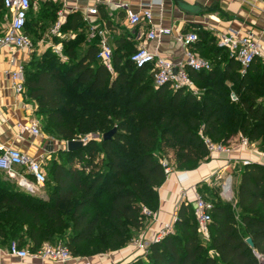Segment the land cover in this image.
Here are the masks:
<instances>
[{"label": "trees", "instance_id": "trees-1", "mask_svg": "<svg viewBox=\"0 0 264 264\" xmlns=\"http://www.w3.org/2000/svg\"><path fill=\"white\" fill-rule=\"evenodd\" d=\"M30 22L26 32L37 39V28L29 33ZM68 32L77 36L60 43L66 61L49 49L24 67L25 101L36 104L44 133L67 142L89 133H106L115 123L118 131L101 146L90 141L81 149L62 153L64 162L50 170L52 187L46 182L45 188L53 189L48 200L24 191L0 172V245L16 242L20 249L36 253L45 242L58 241L74 257L122 250L152 219L144 209L155 214L159 208L158 190L167 179L163 158L174 170L190 172L210 157L206 139L228 145L242 134L252 142L261 140L264 148V103L259 102L264 98L263 60L256 59L244 71L226 49L218 47L210 32H200L195 50L213 68L188 70L196 86L212 85L197 98L187 89L157 87L150 68L138 69L132 63L136 48L127 42L113 51L110 72L98 59L99 40L88 38L82 13L67 17L61 33ZM227 83L240 97L236 105L231 103L229 87H224ZM128 87L137 91L133 104L144 102L150 108L168 104L171 109H201L200 113L183 118L173 114L138 125L133 118L138 107L121 99ZM98 151L105 154V170L100 172L96 171ZM206 190L210 197L206 199L213 204L209 244L202 241L195 205L183 203L174 232L131 264H257L253 250L264 255V164L242 167L236 205L223 201L220 189ZM249 237L254 249L246 243Z\"/></svg>", "mask_w": 264, "mask_h": 264}, {"label": "crops", "instance_id": "crops-1", "mask_svg": "<svg viewBox=\"0 0 264 264\" xmlns=\"http://www.w3.org/2000/svg\"><path fill=\"white\" fill-rule=\"evenodd\" d=\"M108 0H32L33 8L28 20L34 25L48 27V34L52 36L59 13H64V20L75 12L87 13L88 9L98 8L99 14L91 21L105 25L110 33L109 42L113 51L120 43L146 47L153 53L167 58L175 63L183 60L184 49L177 42L176 36L180 33H197L207 31L215 38L219 32L236 31L242 36L252 34L264 48V4L250 0H116V3L125 4L134 12H142L149 5L153 13V25L172 30V35L161 38L158 42L148 41L145 34L151 30L152 25L143 23L132 28L129 26L126 9H117L114 4L107 5ZM200 5L197 12H188L182 5ZM107 14L103 18L102 10ZM101 10V11H100ZM34 20V21H33ZM39 20V21H37ZM110 22V25L107 24ZM64 22V23H65ZM10 25L9 12L0 1V37L8 30ZM61 33L62 38H67ZM72 34V32H71ZM75 35V33H74ZM76 36V35H75ZM196 49V48H195ZM198 52V51H197ZM29 55L22 51L12 52L7 48H0V141L25 155L39 159H49L54 153L51 141L36 138L27 133L22 134L20 126L29 125L36 117V104L27 103L24 96H17L13 89L10 73L16 71L21 65H26ZM25 67V66H24ZM45 136V135H44ZM43 136V137H44ZM238 139L230 143H238ZM231 155L214 153L196 170L182 172L175 170L166 182L159 188V208L155 217L146 222L145 228L135 239L155 242L167 224L174 223L175 213L183 203L196 205V195H201L208 203L209 192L206 187L220 189L228 176H231L233 197L230 202L237 203L238 184L243 162L264 164L262 154L238 146ZM45 162V160H44ZM243 165V166H242ZM45 166V164H44ZM237 179V180H236ZM236 185L234 188V181ZM216 188V189H217ZM207 198V199H206ZM212 204V203H211ZM213 205V204H212ZM196 214V208H195ZM175 221V222H174ZM174 232V228L172 232ZM169 233V234H170ZM10 246L0 245V264H63L53 260L42 259L39 256L22 258L12 255ZM27 251L30 252L29 249ZM136 242L128 247L95 257H74L66 264H131L136 259L144 257Z\"/></svg>", "mask_w": 264, "mask_h": 264}, {"label": "built area", "instance_id": "built-area-1", "mask_svg": "<svg viewBox=\"0 0 264 264\" xmlns=\"http://www.w3.org/2000/svg\"><path fill=\"white\" fill-rule=\"evenodd\" d=\"M6 11L9 12L10 25L7 32L0 37V48H7L12 52L30 51L33 43L30 36L26 32L29 13L33 8L32 0H0ZM116 0H108L107 5L114 4L117 9H126L128 23L130 27H138L143 23L152 25L150 31L145 36L148 41L158 42L161 38L172 35V30L164 27H155L153 23V13L151 6L146 7L142 12H134L125 4L116 3ZM264 4V0H250ZM83 14V13H82ZM98 8L88 9L87 13L83 14L84 21L88 25L89 40H99L98 59L103 63L110 72H113L112 60L113 49L110 46V33L105 25H100L91 21L92 17L98 16ZM65 16L63 12L59 13V18L52 29V35L62 38L61 27L64 24ZM177 42L184 49L183 60L180 63H175L167 58L161 57L156 53L151 52L146 47L139 46L131 57L132 63L138 69L150 68L151 74L154 76L155 85L162 87L170 85L175 91L187 89L195 92L196 84L189 75L188 70L201 72L211 71L213 66L210 61L203 58L199 52L195 50V45L199 40L197 33H180L176 36ZM216 43L218 47L226 49L230 57L234 58L245 71L256 59L264 61V48L260 42L252 35L247 34L242 36L239 32H219L216 34ZM63 46L59 44L54 47V51L63 61L67 59L62 55ZM13 83V89L17 96H24L25 93V68L23 65L18 67L16 71L10 73ZM233 102L238 101L235 93L231 94ZM22 134L27 133L36 138H43L42 125L39 120H34L29 125L20 126ZM88 139L83 140L84 143ZM210 155L214 153L231 155L233 150L238 146L249 149L250 142L246 139L238 143H229L228 145L214 144L210 140L205 141ZM44 157L39 159L25 155L19 150H16L0 141V172L8 176L11 180H15L20 186L26 188L32 193H36L45 188L47 182V173L44 166ZM250 161H244L243 165L247 166ZM162 165L165 169L167 177H170L175 171L168 160H164ZM228 186V187H227ZM221 197L223 200L230 201L233 197V189L231 176H228L222 185ZM196 216L199 222V231L208 235V225L212 221L211 211L213 205L208 203L201 195H196ZM144 214L150 218H154L148 209H144ZM175 221L178 219V214L175 213ZM174 221V222H175ZM174 228V223L167 224L162 233L157 237L155 242L140 239L136 242L137 247L147 255L150 246L154 243L161 242ZM12 255L22 258L29 256H39L42 259L53 260L63 264L68 263L72 259L70 250L63 244L59 245H43L36 253H31L27 250L20 249L17 244H13L10 249ZM253 254L257 259V264H264V255L256 250Z\"/></svg>", "mask_w": 264, "mask_h": 264}, {"label": "rangeland", "instance_id": "rangeland-1", "mask_svg": "<svg viewBox=\"0 0 264 264\" xmlns=\"http://www.w3.org/2000/svg\"><path fill=\"white\" fill-rule=\"evenodd\" d=\"M37 21H39V20H37ZM32 23L33 22H30L31 25L29 27V33L33 32L32 29L37 28V32L34 29V32L36 33L35 35L37 36V39H35V37H33L31 35L30 38H31L32 43H33V46L31 48V50L30 51H22V52L27 53L29 55V61H28V63L33 59V56L35 58H38V59L43 58V56L45 55V53L49 49L53 50L52 52L55 53L54 47L58 46L62 41H70V40L72 41L77 36L76 34H75L76 35L75 36L74 33L71 34V32L64 33L63 35L67 38V40L66 39L59 38L60 40L59 39H55L56 42L58 41V43H55V41L53 42V39H51L52 36H49L48 30L46 29V25L45 26L36 25V27H33V24ZM26 65H24V66H26ZM211 86L212 85L210 83L204 84L202 86H196L195 92H191V91L190 92L193 93L197 98H200V95L203 93V90L205 88L211 87ZM226 86L229 87L228 89L230 90L231 94L232 93H235L236 94V91L233 90V87H232V85L230 83H227L226 85H224V87H226ZM136 93H137V91H133L130 87H128L127 90H126L125 95L121 99H124L123 101H131L130 107H135V106L138 107V113H137V115L133 116V118L135 117V120L137 121L138 125H141L143 123H147L149 121L156 122V120H157V122H159V121L162 120L163 116L166 117V116H170V115H173V114H176V115H178V116H180L182 118L183 117H186V116H189V115H199V113H200L199 111L201 110V109L196 110L194 108L193 109H187V108H183L182 106L180 108H177V109H171L168 106V104L167 105H164V106L152 107V108H150L147 105L143 104L144 102L141 103V104H133L132 103V100L136 97L135 96ZM237 97H238V101L237 102L231 101V103H233V105H236L237 103H239L240 97H239V95H237ZM117 100L122 101L119 98H117ZM76 102H77V100H76ZM259 102L260 103H262V102L264 103V98H261L259 100ZM31 104H34V103H31ZM36 115H37V112H36ZM36 117H37V119H41L38 116H36ZM133 118L131 117L132 120H133ZM163 127H165V125H162L159 128L161 129ZM114 129H116L118 131V125H117V123H115L114 126L110 127L109 130L106 133H108L109 131H112ZM42 131H43V129H42ZM106 133L97 132V133L85 134V135H82V136H78V141H83L85 139H88L87 142L85 143L86 145H87L88 142L93 141L98 146H101V144L103 142V137H104V135ZM44 135L45 136L43 137V139L45 141H49L50 140L51 141L50 143H51V145H53L52 147L55 150L54 153H52V157L49 158L48 160L45 159V162H44L45 169H46V173H47L48 184H49V186L52 187V184L53 183L51 181L50 170H51L53 164H55V163H63L64 162L63 154L62 153L68 151L67 150V141L61 139L60 137L53 136V135H49V134H46V133H44ZM262 135L264 137V133ZM234 139H238V141H241L243 139L248 140V138L247 137H244L242 134H239V135L235 136L232 140H234ZM249 142H250L249 150L250 151H253V152H256V154L257 153H260L264 157V148H262V146H263L262 141L259 140L257 142H252V141H249ZM170 154H171L170 156L173 155L172 152ZM95 155L98 158V160H97V163L98 164H97V167H96L97 168L96 171L97 172H100L103 169L105 170V167H104L105 165L103 164L104 161H105V154L103 153V151H98V152H96ZM164 160H167V158H163L162 159V162ZM170 164L173 165L172 163H170ZM6 177H8V176H6ZM236 180L234 181V185H233L234 188H235V185H236ZM12 181L16 182L19 185V183L17 181H15V180H12ZM19 187L21 189H23L24 191H26V192H28V193H30L32 195H35L38 198L43 199V200H48L49 197L51 196V194L53 193V189L50 190L48 188H44V189H42L39 192L32 193L31 191L27 190L26 188H24V187H22L20 185H19ZM216 188L217 187H215L213 189L216 190ZM237 223H238V226L240 227L242 233L247 236L246 228H244V226L241 225V222H240L239 217H237ZM200 235H201L202 241H204L206 243V245L209 244V242L211 240L210 233H208V235H205V234H203V233L200 232ZM13 244H17V243L16 242H12L9 246L11 247ZM46 244H48V245H59V244H63V243L57 241V243L55 242L53 244H51V242H45L44 245H46ZM22 249L23 250H27L25 248H22ZM210 253L211 254H214L213 252H210ZM96 256H98V255H96ZM93 257H95V256H93ZM139 259H136L135 261H138Z\"/></svg>", "mask_w": 264, "mask_h": 264}, {"label": "water", "instance_id": "water-1", "mask_svg": "<svg viewBox=\"0 0 264 264\" xmlns=\"http://www.w3.org/2000/svg\"><path fill=\"white\" fill-rule=\"evenodd\" d=\"M183 9H185L186 11L188 12H197L198 9L201 8L200 5L196 4L194 6H189V5H182ZM117 130L114 129L108 133H106L103 137V140L104 141H110L113 139V136L116 134ZM85 146V143L83 141H78V140H75V141H69L67 142V150L68 151H75V150H78V149H81ZM195 208H196V205H195ZM246 243L249 245V247L251 249H254L255 248V244H254V241L251 237L247 238L246 239Z\"/></svg>", "mask_w": 264, "mask_h": 264}, {"label": "bare ground", "instance_id": "bare-ground-1", "mask_svg": "<svg viewBox=\"0 0 264 264\" xmlns=\"http://www.w3.org/2000/svg\"><path fill=\"white\" fill-rule=\"evenodd\" d=\"M228 187V186H227Z\"/></svg>", "mask_w": 264, "mask_h": 264}]
</instances>
